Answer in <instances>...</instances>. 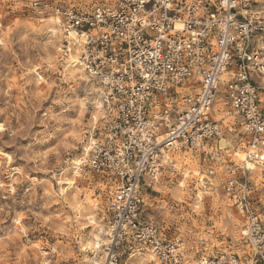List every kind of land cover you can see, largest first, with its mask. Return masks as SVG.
<instances>
[{"label": "clouds", "instance_id": "9594fccd", "mask_svg": "<svg viewBox=\"0 0 264 264\" xmlns=\"http://www.w3.org/2000/svg\"><path fill=\"white\" fill-rule=\"evenodd\" d=\"M0 264H264V0H0Z\"/></svg>", "mask_w": 264, "mask_h": 264}]
</instances>
